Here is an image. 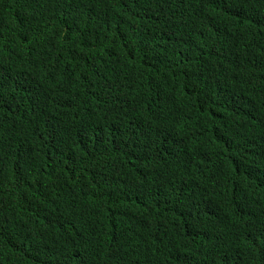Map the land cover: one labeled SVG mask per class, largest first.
<instances>
[{"label":"trees","instance_id":"1","mask_svg":"<svg viewBox=\"0 0 264 264\" xmlns=\"http://www.w3.org/2000/svg\"><path fill=\"white\" fill-rule=\"evenodd\" d=\"M0 264H264V0H0Z\"/></svg>","mask_w":264,"mask_h":264},{"label":"clouds","instance_id":"2","mask_svg":"<svg viewBox=\"0 0 264 264\" xmlns=\"http://www.w3.org/2000/svg\"><path fill=\"white\" fill-rule=\"evenodd\" d=\"M137 98H138V97H137ZM87 251H89L90 253L94 254V252H95V246H93V247L87 249Z\"/></svg>","mask_w":264,"mask_h":264}]
</instances>
